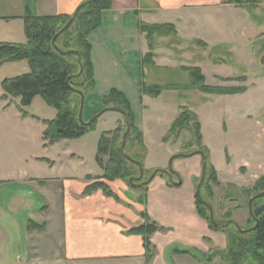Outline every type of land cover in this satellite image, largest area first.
I'll return each mask as SVG.
<instances>
[{"label":"crops","instance_id":"crops-1","mask_svg":"<svg viewBox=\"0 0 264 264\" xmlns=\"http://www.w3.org/2000/svg\"><path fill=\"white\" fill-rule=\"evenodd\" d=\"M83 1L85 0H35L30 3V0H0V42H26L24 16L28 2L30 5L33 4L35 12L39 15H72ZM227 1L113 0L112 8L103 13V25L90 37L97 84L94 93L107 95L111 89L117 88L126 94L135 110L137 103L135 101L138 100L139 104L148 96L141 92L144 78L154 77V80L162 82L153 74L157 69L184 71L185 67H199L204 74L205 61L201 57H196V60L193 58V64L190 66L179 64L181 62L173 58L176 54L180 59L189 57L185 48L176 45L177 40L187 38L186 33L191 32L194 23L198 25L200 16L212 12L210 10L213 12L217 10L219 17V12L227 11L234 17L250 18L251 20L247 21L250 30L257 31L252 23L254 17L252 10L249 15L245 12L249 11L245 6ZM226 7L228 8L224 10ZM140 22L172 23L177 31L176 35L156 38L153 59L155 66L151 67V71H147L143 65V59L150 49L146 33L139 29ZM193 39L202 40L207 47L212 46L216 49L225 47L224 42L227 43V40H218L211 44L195 36ZM193 50L198 51L199 48ZM229 51L233 53L232 50ZM225 53L229 55L228 51ZM222 61L223 59H220L218 63ZM220 77L233 79L230 75L214 74L213 86H219L216 83L221 81ZM228 95L230 97L234 94ZM179 113L180 111L177 116ZM120 120L122 117H116L115 128ZM138 126L141 128L139 123ZM166 135L162 138L164 139ZM203 143L207 145L205 139ZM56 144L59 142L54 145ZM226 152L227 157H214L210 154V160L221 182V187L215 188L216 192L227 185L252 188L264 176V161L258 160L257 157H233L228 148ZM65 153L76 155L69 150ZM187 161L191 166L188 181L182 180L181 184L169 185L168 182L161 180L152 184L147 194V206L136 202L135 196L126 195L125 191L129 187L120 179L107 183L119 195L121 201L106 196L102 190L84 195L85 188L103 174L97 160L95 167L80 174L71 169L68 173L59 169L55 176H46L40 171L27 177V180L32 181L30 184L40 189H45L50 183L58 185L56 191L62 202L59 233H49L51 222L48 219L44 221L46 226L42 231H30L28 222L26 233L19 239L25 251L12 254L8 245L9 236L3 233L4 229L0 226V264H228L221 258L206 262L201 257L175 252L176 249H190L205 254L214 249L224 250L227 247L225 234L212 230L208 221L202 218L197 210L194 181L202 174V156ZM57 162L56 158L37 157L34 165L42 171L45 169L56 171ZM156 168L167 166L149 165L146 169ZM7 181L9 180L0 179V184ZM11 205L16 207L15 204ZM145 209L152 220L167 229L164 228L165 231H158L151 236L155 253L149 262L146 261L143 236L127 233L132 227L145 221L142 216V213L146 212Z\"/></svg>","mask_w":264,"mask_h":264},{"label":"rangeland","instance_id":"rangeland-1","mask_svg":"<svg viewBox=\"0 0 264 264\" xmlns=\"http://www.w3.org/2000/svg\"><path fill=\"white\" fill-rule=\"evenodd\" d=\"M246 8L249 9V11L245 10L247 14L250 15L252 12L254 15L252 23L257 31L250 30L247 21L251 19L246 16L234 17L227 11H221L217 17L216 12L218 11L210 10L212 12L200 16L198 25L196 23L192 25L191 32L186 33L187 38L177 40L176 45L185 48L189 57L180 59L176 54L173 58L181 62L179 64L190 66L193 64V58L196 60V57H201L205 61L203 70L208 80L207 84L214 85V78H216H213L214 74L230 75L233 77L231 82L225 83L221 80L216 85L246 86L247 91L228 97L229 95L206 94L199 90H165L158 97H144V101L139 104L138 100L135 101L137 102L136 109L133 110L135 120L137 125L139 123L141 126L148 150L144 167L147 168L149 165L170 167L172 161V169L176 175L174 176L175 182L188 181L191 166L187 160L201 157V155L195 154L189 157L174 158V160L172 158L175 154H190L197 149L194 145L193 134L188 130H182L178 135H166L173 119L179 111L181 112L182 107L188 108L198 116L203 140L205 139L206 146L214 157H227L228 148L233 157H257L258 160L264 161V64L262 63L264 1L258 6H246ZM194 36L203 38L211 44L218 40H227V43L224 42L225 47L217 48V50L212 46L207 47V44L203 45L205 42L202 40L193 39ZM194 48H199V50H193ZM226 51L229 55L225 53ZM220 59H223L222 63L215 62ZM29 71L30 68L26 61L10 62L0 70V78L2 80L13 78ZM147 71H151V68H147ZM153 74L157 75L162 82L154 80V77H145L146 84L180 86L191 81L190 73L186 69L182 71L159 68ZM242 77L244 79L239 80ZM2 80H0V95L3 93ZM103 97L104 95L96 93L86 97L83 110L84 120L93 118L102 109ZM7 104L10 106L6 107ZM19 104V98L0 101V179L9 180L0 184V226L4 229L3 233L9 236L8 245H10L9 250L12 254L25 251L19 239L26 233V223L29 220L45 226L44 221L50 220L49 233L58 234L60 229L62 202L56 191L58 185L50 183L45 189H40L30 184L32 181L27 180V177L36 175L40 171L46 176H55L59 169L66 173L71 169L80 174L95 167L101 134L115 128L116 117H122L120 112L109 110L99 117L94 128L81 138L65 139L59 141V144L45 147L43 132L47 125L44 121L55 118L56 109L49 106L41 96H36L33 102L25 108L30 114L27 118L22 116L18 108ZM33 116L37 119L32 118ZM164 135L167 136L166 140L162 138ZM66 150L76 155L66 154ZM37 157L56 158L58 160L56 171L37 169L34 165ZM183 164L187 166H182ZM161 180L174 182L169 174L167 176L158 174L146 185L147 192L152 184ZM198 180L199 177L194 181L196 187ZM223 189L224 187L216 192L217 195L213 202L218 219H221L218 206ZM143 190L144 188L129 187L125 193L129 197L135 196L138 202L137 199L143 194ZM11 204H15L16 207ZM229 204V201L223 202V206ZM145 211L148 214L147 209ZM235 219L245 226L247 213L240 211Z\"/></svg>","mask_w":264,"mask_h":264},{"label":"trees","instance_id":"trees-1","mask_svg":"<svg viewBox=\"0 0 264 264\" xmlns=\"http://www.w3.org/2000/svg\"><path fill=\"white\" fill-rule=\"evenodd\" d=\"M33 3L35 0H30ZM263 0H228L227 3L241 6H258ZM113 0H85L79 5L75 20L64 31L62 29L72 18V15H39L35 12L33 4L26 3L25 43L0 42V68L10 62L26 61L30 71L13 78H5L1 82L3 94L1 100L20 99L18 106L23 117L30 114L25 110L36 96H41L46 103L56 109L57 114L51 120H45L47 125L43 132L44 146H52L61 140H74L81 138L94 128L96 120L87 124L90 119L80 120L79 112L82 96L86 97L96 90L94 64L92 61L91 34L103 25V13L112 8ZM141 32L146 33L149 52L143 59L146 68L155 66L154 57L156 38L161 36L176 35V27L172 23L164 24H138ZM206 43H203L205 45ZM81 59V63L79 62ZM220 60H215L219 62ZM189 71L191 81L186 85H141L142 94L158 97L165 90H199L206 94L228 95L240 94L247 91L246 86H213L206 82V77L199 67L185 68ZM223 81L233 80L221 78ZM244 77L239 80H243ZM10 106L7 104L6 107ZM102 109H118L122 120L117 127L101 134L98 143L96 160L103 174L89 184L83 194L90 195L97 190H102L108 197L121 201L114 193L107 181L124 180L130 188H144V192L137 199L143 205L147 204L146 181L156 172L164 175L162 169L147 170L144 167L148 150L145 145L144 134L138 127L135 114L129 98L124 92L113 88L102 98ZM99 110L97 113H99ZM32 118L37 119L36 116ZM129 128V131H128ZM182 130L193 134L197 146L195 151H202L206 156V173L200 188L202 199L213 206L216 198V187H221L218 173L210 160L209 149L203 143L201 123L198 116L186 107L172 123L168 134L178 135ZM128 131L124 150L121 151L123 136ZM167 134V135H168ZM167 136L164 140H166ZM194 151V152H195ZM144 172L143 178L137 180ZM167 176V174H166ZM42 182V181H40ZM200 182V177L198 183ZM169 185H175L168 182ZM264 191V176L252 188H238L227 185L219 197V216L215 220L220 225L210 221L209 208L196 195V206L199 215L208 221L210 228L225 234L227 247L224 250L214 249L208 253L192 251L190 249H176L179 254H189L201 257L206 262L221 258L228 264H264V196L253 202V215L249 213L250 199ZM224 201H229L228 206H223ZM214 213L215 208L213 206ZM240 211L247 213V220L241 225L235 216ZM145 221L127 231L128 234L142 235L146 249V261L149 262L155 253L151 236L164 230L155 221H152L146 212L142 213ZM258 222V224H257ZM256 226L253 231L241 232L240 229H249ZM28 229L44 230V224L33 220L28 223Z\"/></svg>","mask_w":264,"mask_h":264},{"label":"water","instance_id":"water-1","mask_svg":"<svg viewBox=\"0 0 264 264\" xmlns=\"http://www.w3.org/2000/svg\"><path fill=\"white\" fill-rule=\"evenodd\" d=\"M78 8H79V6H78ZM78 8L76 9L74 15L72 16V18L70 19V21L67 23V25L62 29V31H64L66 28H68V27L71 25V23L75 20V18H76V16H77V13H78V10H79ZM79 62L81 63V59H79ZM262 63L264 64V56L262 57ZM84 104H85V97L82 96L81 107H80V112H79V118H80V120H83ZM112 110H114V111H119V112H120V110H118V109H112ZM106 111H108V109H103L102 111H100V112H99L98 114H96L93 118H91L90 121H89L87 124H89V125L92 124V122H93L94 120H96L97 118H99V117H100L101 115H103ZM128 131H129V128H128ZM128 131H127V132L124 134V136H123V144H122V147H121V151L124 150V146H125V144H126V138H127ZM197 153H198V154H201L202 159H203L202 175H201L200 182H199V184H198V186H197V196H198L199 199H200V200H201V201H202V202H203V203L209 208V210H210V221H211L213 224H215V225H220V224L217 223L216 220H215V215H214V209H213V206H212L210 203L204 201V200L202 199V196H201V193H200V188H201V185H202V183H203V181H204L205 173H206V156H205V154H204L202 151L194 152V153H192L191 155H194V154H197ZM191 155H190V154H177V155L173 156L172 160H173L174 158H176V157H180V156H184V157H186V156H191ZM165 173H166V174H169L170 177L172 176V173H174V171H173V169H172V161L170 162V167H169V169L166 170ZM156 174H157V173L154 172V174L149 178L148 181H146V183L151 182V181L154 179V177L156 176ZM143 175H144V172H143V170L141 169V175L137 178V180L142 179V178H143ZM178 183L180 184V183H181V180H180ZM263 196H264V191L261 192V193H259V194H257V195H255V196H253V197L250 199L249 204H248V207H249V213H250L251 215H253V202H254V200L257 199V198L263 197ZM257 224H258V222H257ZM255 228H256V226H254V227H252V228H249V229H240V231L246 233V232L253 231Z\"/></svg>","mask_w":264,"mask_h":264}]
</instances>
